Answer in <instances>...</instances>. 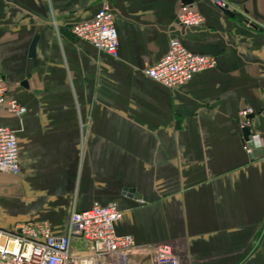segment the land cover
<instances>
[{
	"label": "crops",
	"instance_id": "crops-1",
	"mask_svg": "<svg viewBox=\"0 0 264 264\" xmlns=\"http://www.w3.org/2000/svg\"><path fill=\"white\" fill-rule=\"evenodd\" d=\"M225 1L231 13L194 0L205 22L183 27L182 0H0V76L26 108L0 109L20 164L0 171L1 228L46 222L63 236L73 210L115 202L116 232L137 245L119 264H157L164 243L179 264H264V145L251 157L238 124L252 107L264 139V0ZM103 2L117 56L71 31ZM171 38L216 66L175 88L154 80Z\"/></svg>",
	"mask_w": 264,
	"mask_h": 264
},
{
	"label": "built area",
	"instance_id": "built-area-1",
	"mask_svg": "<svg viewBox=\"0 0 264 264\" xmlns=\"http://www.w3.org/2000/svg\"><path fill=\"white\" fill-rule=\"evenodd\" d=\"M222 9H229L225 0H212ZM177 23L183 27H199L205 17L194 4L179 7ZM73 35L95 45L107 53L118 55V33L114 25L113 13L108 2L91 20L74 24ZM217 59L212 55H202L188 50L177 38H171L165 55L157 64L149 67L146 73L154 80L169 88H175L189 81L195 73L215 67ZM7 86L0 76V109L18 117L26 108L16 99L7 97ZM252 107H243L238 113V124L243 131L251 127ZM264 145V139L256 131L243 138V149L253 157L254 151ZM0 171L19 174V151L16 133L9 127H0ZM1 217V210H0ZM122 217L117 203L100 204L94 202L85 211L73 210L70 214L67 232L63 236L52 233L46 222L28 221L19 223L14 229L0 227V264H76L84 260L90 264H111L109 257L121 258L137 248L132 235L116 232V223ZM82 236L92 243L89 254L79 256L71 250V239ZM157 264H179V259L168 243L156 245Z\"/></svg>",
	"mask_w": 264,
	"mask_h": 264
},
{
	"label": "water",
	"instance_id": "water-1",
	"mask_svg": "<svg viewBox=\"0 0 264 264\" xmlns=\"http://www.w3.org/2000/svg\"><path fill=\"white\" fill-rule=\"evenodd\" d=\"M182 2L184 4H193L194 3V0H182ZM226 13H231V11L229 9H223ZM26 84V83H24ZM251 132V128H246L243 130V136H244V139H247L248 135L250 134ZM76 264H79V263H76Z\"/></svg>",
	"mask_w": 264,
	"mask_h": 264
}]
</instances>
